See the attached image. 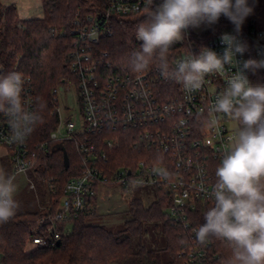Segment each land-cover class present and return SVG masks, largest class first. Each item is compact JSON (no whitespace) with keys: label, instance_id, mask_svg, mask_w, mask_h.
<instances>
[{"label":"built area","instance_id":"obj_1","mask_svg":"<svg viewBox=\"0 0 264 264\" xmlns=\"http://www.w3.org/2000/svg\"><path fill=\"white\" fill-rule=\"evenodd\" d=\"M106 1L103 12L79 19L72 32L69 66L72 78L63 80L61 85L67 86L69 92V82L75 84L79 112L73 113L67 97H61L56 87L52 91L55 129L42 141L34 139V130L24 144L8 142L11 135L8 117L0 113V147L6 151L13 172L23 167L25 171L21 174L34 170L40 176L42 158L59 145L65 147L66 142L72 144L76 153L72 167L70 158L68 168L64 163V171L71 168L74 172L66 179L48 175L45 167L47 175L40 178L49 197L40 210L46 215L28 241L27 250L57 245L61 238L71 234L81 215H96L100 186H122L151 189L157 200L162 193L167 200L165 214L170 225L181 229L187 239L188 246L181 249L178 258L184 264H214L210 254L213 241L199 244L195 229L203 223V213L211 205L209 193L215 169L228 138L234 133V123L224 118L219 126H210L208 108L237 71H243L251 83L250 70L243 69V63L253 56L257 61L264 60V32L254 25L245 26L244 22L237 31L223 15L215 25L202 23L198 28L188 29L184 40L175 44L172 68L190 54L199 55L203 48L223 56L226 35L244 45L245 52L236 53L235 62L225 65L222 73L207 74L200 89L187 92L181 84L166 79L156 65L141 74L109 73L112 63L100 45L104 38L113 35L112 17L141 13L144 0ZM136 42L141 45L139 40ZM22 77L24 102L29 110H34V82L29 76ZM124 143H129L136 152L145 153V158L137 159L134 167L116 164ZM30 189L36 190L33 182ZM61 189L64 194L54 212L52 197ZM0 264H4L1 252Z\"/></svg>","mask_w":264,"mask_h":264},{"label":"clouds","instance_id":"obj_2","mask_svg":"<svg viewBox=\"0 0 264 264\" xmlns=\"http://www.w3.org/2000/svg\"><path fill=\"white\" fill-rule=\"evenodd\" d=\"M252 10L248 0H161L158 4L144 0L145 19L135 32L140 51L132 54L128 67L141 74L156 65L166 79L194 92L207 74L222 73L225 65L235 62V54H243L245 46L226 35L223 56L203 48L199 55L190 54L172 68L169 55L173 46L184 40L188 29L202 23L215 25L221 15L239 31ZM260 68H264V60L243 63V69ZM24 83L19 72L0 75V113L8 117L10 144H24L42 122L45 104L37 97L35 109L29 110L23 99ZM208 113L210 126L217 127L227 118L235 127L215 169L211 205L195 229L196 241L201 245L219 241L229 253L225 264H264V84L252 85L243 71H237ZM24 171L23 167L15 172L0 169V225L20 211L17 177Z\"/></svg>","mask_w":264,"mask_h":264},{"label":"trees","instance_id":"obj_3","mask_svg":"<svg viewBox=\"0 0 264 264\" xmlns=\"http://www.w3.org/2000/svg\"><path fill=\"white\" fill-rule=\"evenodd\" d=\"M41 18L21 19L14 4L0 0V75L11 71L32 78L36 98L45 104L42 122L35 128L34 139L42 141L55 129L57 119L52 113V91L63 81L72 78L70 54L72 32L79 19L87 14H99L106 8V0H41ZM161 1V0H155ZM264 17V0H257ZM145 19L144 11L128 17L113 16V35L102 40L100 49L109 54L111 74L133 73L128 67L132 54L140 51L136 42V28ZM174 45L169 55V64L175 58ZM252 59L257 60L256 57ZM251 84H264V69L250 70ZM71 167L76 160L72 144L66 142ZM145 153L132 150L124 143L117 155V166L134 167L137 159ZM41 176H61L62 180L74 174L71 168L64 171V156L55 149L44 156L40 163ZM64 192L61 189L52 197V209L58 210ZM167 200L159 193L158 200L146 206L139 198L130 203L131 219L125 222L122 231L114 233L105 226L90 224L95 216L81 215L71 234L61 238L59 245L38 246L27 250L28 241L46 215L40 209L35 212L17 213L10 222L0 225V252L4 264H184L178 253L187 245L181 229L170 225L165 214ZM161 221L165 225L167 247L160 251H147L141 241L146 233V223ZM63 225L60 230H63ZM211 257L214 264H225L228 250L213 240Z\"/></svg>","mask_w":264,"mask_h":264},{"label":"rangeland","instance_id":"obj_4","mask_svg":"<svg viewBox=\"0 0 264 264\" xmlns=\"http://www.w3.org/2000/svg\"><path fill=\"white\" fill-rule=\"evenodd\" d=\"M5 4H14L17 8L19 17L27 20L31 18H41L43 16V6L41 0H2ZM252 12L245 17L244 25H254L257 29L264 32V17L261 15V7L257 0H248ZM70 91L66 90L67 86H57L61 92V97H67L68 104L73 108V113L79 112L76 101L77 91L74 83L68 84ZM234 128L235 125L232 124ZM9 172H13L10 162L8 164ZM30 182L36 185V190L30 189ZM18 193L17 200L21 204L20 211L35 212L40 209L41 204H45L49 192L45 182L38 176L34 170H29L26 174H20L17 177ZM143 199L146 206L152 205L157 200V194L151 189L131 188L125 189L122 186H100L97 198V213L89 223L99 226H105L110 231L117 233L124 229L125 222L131 219L130 203L133 200ZM146 233L143 235L141 245L147 251L160 252L167 247V235L165 225L161 221L146 223ZM119 264V263H113Z\"/></svg>","mask_w":264,"mask_h":264},{"label":"crops","instance_id":"obj_5","mask_svg":"<svg viewBox=\"0 0 264 264\" xmlns=\"http://www.w3.org/2000/svg\"><path fill=\"white\" fill-rule=\"evenodd\" d=\"M9 159L4 148L0 147V169L8 170Z\"/></svg>","mask_w":264,"mask_h":264},{"label":"water","instance_id":"obj_6","mask_svg":"<svg viewBox=\"0 0 264 264\" xmlns=\"http://www.w3.org/2000/svg\"><path fill=\"white\" fill-rule=\"evenodd\" d=\"M63 83H64V81H63ZM58 149L63 152L65 168H68L69 167V157H68V154H67L65 147L63 145H59ZM60 243H61V241H58L57 245H59Z\"/></svg>","mask_w":264,"mask_h":264}]
</instances>
